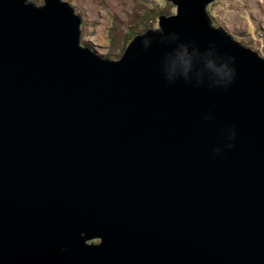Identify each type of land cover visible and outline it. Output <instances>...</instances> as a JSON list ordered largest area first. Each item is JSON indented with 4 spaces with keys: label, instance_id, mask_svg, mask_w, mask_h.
Wrapping results in <instances>:
<instances>
[{
    "label": "water",
    "instance_id": "obj_1",
    "mask_svg": "<svg viewBox=\"0 0 264 264\" xmlns=\"http://www.w3.org/2000/svg\"><path fill=\"white\" fill-rule=\"evenodd\" d=\"M171 1L111 59L0 0V264H264V56Z\"/></svg>",
    "mask_w": 264,
    "mask_h": 264
},
{
    "label": "rangeland",
    "instance_id": "obj_2",
    "mask_svg": "<svg viewBox=\"0 0 264 264\" xmlns=\"http://www.w3.org/2000/svg\"><path fill=\"white\" fill-rule=\"evenodd\" d=\"M40 5L44 0H30ZM81 17L79 42L100 55L118 59L136 34L159 27L158 15H171V0H65ZM207 11L245 46L264 56V0H211ZM101 29V42L96 38ZM91 240L98 242L97 238Z\"/></svg>",
    "mask_w": 264,
    "mask_h": 264
},
{
    "label": "flooded vegetation",
    "instance_id": "obj_3",
    "mask_svg": "<svg viewBox=\"0 0 264 264\" xmlns=\"http://www.w3.org/2000/svg\"><path fill=\"white\" fill-rule=\"evenodd\" d=\"M92 238H97L98 240H100V236H99V235H93V236H90V237L85 238L84 241H85L86 243H92V242H95V241L91 240Z\"/></svg>",
    "mask_w": 264,
    "mask_h": 264
},
{
    "label": "bare ground",
    "instance_id": "obj_4",
    "mask_svg": "<svg viewBox=\"0 0 264 264\" xmlns=\"http://www.w3.org/2000/svg\"><path fill=\"white\" fill-rule=\"evenodd\" d=\"M100 36L103 37L101 29L98 31V36H96V38H95V39H97L99 42L102 41Z\"/></svg>",
    "mask_w": 264,
    "mask_h": 264
},
{
    "label": "trees",
    "instance_id": "obj_5",
    "mask_svg": "<svg viewBox=\"0 0 264 264\" xmlns=\"http://www.w3.org/2000/svg\"><path fill=\"white\" fill-rule=\"evenodd\" d=\"M210 15V14H209Z\"/></svg>",
    "mask_w": 264,
    "mask_h": 264
}]
</instances>
